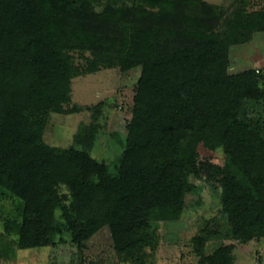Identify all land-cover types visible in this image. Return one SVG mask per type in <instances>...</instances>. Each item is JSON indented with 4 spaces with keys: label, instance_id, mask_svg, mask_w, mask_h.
<instances>
[{
    "label": "trees",
    "instance_id": "obj_1",
    "mask_svg": "<svg viewBox=\"0 0 264 264\" xmlns=\"http://www.w3.org/2000/svg\"><path fill=\"white\" fill-rule=\"evenodd\" d=\"M101 1L0 0V191L20 200L5 231L18 236L19 248L50 245L65 232L83 247L108 225L118 254L146 264L159 223L185 209L203 143L226 155L222 207L216 227L195 239L264 236V136L250 119L254 102L264 99L259 71H232L224 40L204 33L179 38L163 29V9L202 0H135L160 13L113 6L95 12ZM252 19L264 31V13ZM122 23L148 35L131 39ZM67 43L90 49L92 69L141 67L126 144L112 163L92 155L94 130L78 132L68 147L44 139L52 110L70 101L78 73ZM0 246L11 247L9 240ZM200 263L232 264L231 246L202 255Z\"/></svg>",
    "mask_w": 264,
    "mask_h": 264
},
{
    "label": "rangeland",
    "instance_id": "obj_2",
    "mask_svg": "<svg viewBox=\"0 0 264 264\" xmlns=\"http://www.w3.org/2000/svg\"><path fill=\"white\" fill-rule=\"evenodd\" d=\"M95 12L104 13L113 7L155 11L135 0H104L95 3ZM168 19L163 29L174 37L185 38L204 33L224 40L231 57V70L256 68L264 89V31L256 30L251 20L264 13V0H202L199 6L188 8L167 7ZM131 39L140 38L147 30L132 23L120 25ZM119 26V27H120ZM159 29V26H156ZM62 39L67 41L65 34ZM77 45V44H76ZM65 51L71 56L75 71L70 80V101L63 110H52L44 131V139L51 145L68 147L75 144L76 134L96 132L91 153L100 161L112 163L122 153L126 144L127 124L132 118L134 97L141 67L123 69L120 65L100 66L92 69L88 59H94L90 49L67 43ZM251 122L264 136V99L255 101L251 108ZM200 172L190 174L191 190L186 196V206L180 218L159 223V240L146 248V264H201L202 255L213 253L221 245L231 246L232 264H264V236L250 240L240 238H211L203 243L195 237L205 230H213L215 217L220 214L221 169L225 152L221 147H198ZM60 191L69 190L61 184ZM20 200L5 196L0 191V245L9 240L11 247L1 248L0 264H136L124 259L114 247L108 225L98 230L83 247L71 239L68 232L56 237L55 243L40 247L19 248L15 233L5 231L7 218L18 212ZM58 217L61 211H57ZM61 219V217H60Z\"/></svg>",
    "mask_w": 264,
    "mask_h": 264
}]
</instances>
